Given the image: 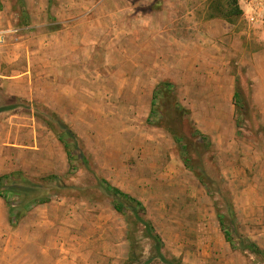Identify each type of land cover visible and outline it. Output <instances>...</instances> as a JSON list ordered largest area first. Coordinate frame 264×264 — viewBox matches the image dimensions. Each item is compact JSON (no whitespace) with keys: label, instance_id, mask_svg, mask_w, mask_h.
<instances>
[{"label":"rangeland","instance_id":"1","mask_svg":"<svg viewBox=\"0 0 264 264\" xmlns=\"http://www.w3.org/2000/svg\"><path fill=\"white\" fill-rule=\"evenodd\" d=\"M238 4L243 13L226 18L232 0H0V176L21 171L32 182L14 177L10 205L0 197V264H123L128 216L116 211L102 179L145 204L164 255L185 264H264L242 248L250 240L264 252V0ZM163 7L189 8L206 30L196 34L198 91L190 96L198 108L194 120L206 122H190L173 84L159 89L148 119L140 120L143 100L137 109L129 106L139 97L128 93L125 80L128 13ZM83 17L88 20L78 22ZM69 27L82 40L66 46L65 63L52 64L67 88L56 105L68 124L42 94L36 101L23 95L28 83L18 76L30 74L42 90L46 36ZM235 90L238 106L230 99L227 106V93ZM32 116L40 122H29ZM233 123L236 131L227 137L222 127ZM59 134L75 158L74 174ZM43 198L49 202L39 203ZM135 228L133 264H164L143 225Z\"/></svg>","mask_w":264,"mask_h":264},{"label":"crops","instance_id":"2","mask_svg":"<svg viewBox=\"0 0 264 264\" xmlns=\"http://www.w3.org/2000/svg\"><path fill=\"white\" fill-rule=\"evenodd\" d=\"M51 9L52 5L50 4L48 15H53ZM187 10L188 14L185 13ZM94 11H98V8ZM191 12L193 11L185 7H175L171 9L163 7L160 11L147 9L143 12V9L141 11L133 9V12L128 13V15H130L128 17V21H130V36L128 39L126 38L127 41L124 49L125 80L128 93L131 96L139 97L138 101L137 98L131 99L129 106L137 109V104L143 100L141 121L151 116L154 91L161 82H171L174 85L179 105L185 107L189 111L188 116L190 122L193 123L197 120H194V111L198 108L190 97L194 94L196 95L198 91V86L195 81L198 76L196 71L198 70L196 67L198 55L196 34L200 33L205 36L206 30L203 26L200 30L198 29L196 18L194 16H189ZM87 20L88 18L83 17L80 18L78 22H86ZM89 21L94 26L99 23L98 19ZM70 29L71 27L62 28L46 36V85L42 90L37 87L36 82L33 81L30 74L21 73L18 76L19 80H26L28 83V92L26 90L23 92V95L29 97L31 100H35L37 95L42 94L44 96L45 106L49 110L54 111L56 115L65 120L68 124L70 122L68 121L65 110L56 105L57 97L62 100L64 97L63 94L66 93L67 88L62 85V81H60L62 75L56 72L52 64L60 65V63H65L64 51L66 46L76 47L79 45V39L82 40L80 35L75 37L73 33H70ZM200 39H202V43L200 44L203 45L201 47L205 49L206 40L204 37ZM54 45L61 49V54H52ZM49 58L51 60H48ZM47 60L48 63L50 62L49 64H47ZM230 81L231 80L228 79L227 83L229 84ZM78 89L76 88L77 91ZM235 92L236 90L233 93L228 91L226 97L227 106L229 104V99L234 104ZM203 107H205V109H203L205 111H214L212 107ZM10 122L15 121L10 120ZM29 122H40V120L32 116ZM197 122H206V119L200 118ZM222 131L226 132L227 137H229V134L235 133L236 126L234 123L232 125H227L226 127H222ZM202 133H207L206 135L209 134V132L206 131ZM210 138L212 142H215L214 137ZM169 145L171 147V142ZM63 148L65 150L67 162H69L64 145ZM175 161H177L176 158ZM169 165L172 167L173 162H170ZM3 238L4 235L0 234V239L3 240Z\"/></svg>","mask_w":264,"mask_h":264},{"label":"trees","instance_id":"3","mask_svg":"<svg viewBox=\"0 0 264 264\" xmlns=\"http://www.w3.org/2000/svg\"><path fill=\"white\" fill-rule=\"evenodd\" d=\"M242 13H243V11L238 4V0H232L231 9L223 15L227 18V17H232V16H238V15H241ZM171 84H172L171 82H161L156 87V89L154 91V96H153L154 99H153L152 105H154V100L156 98V95H157V92L159 91V89L161 87H165V86L170 87ZM238 97H239L238 90H236V92L234 94V104L236 107L238 106ZM61 123L63 125H65V127L68 130V131H65V134L73 136L78 141V137L76 136V134L74 135L73 131L68 127V125L64 124V122H61ZM193 133L200 135L201 138H203L205 140L210 139L206 134L202 133L198 129H194ZM174 137H175V135H174ZM58 139L64 145L66 152H67V155H68L69 162H70L68 174H74L75 171L77 170L78 166H76L74 164L75 158L72 156V154L69 150V143L65 141V137L63 134H59ZM175 140L178 142L177 137H175ZM210 143H211L210 145L213 144L212 141H210ZM78 158L80 160H82V162H84L86 165H88V159L83 152H80V154L78 155ZM184 162L186 163L187 160H184ZM14 177L20 178L21 181H23L27 184L32 183L30 181V179L25 177L21 171H14L12 173L4 174V175L0 176V197L4 198L9 205H10L11 193H13L15 191L13 186L12 185L9 186V184H12V182H14V180H13ZM47 177L54 178V179H61V177L59 175H51V176H47ZM100 181H101L102 185L105 187V189L111 195L114 196V201H115L114 202V208L116 209V211H118L122 214H126L128 216V220H127V222H128V235H127V237H128V241L130 243V251H129L127 260L123 264H133L138 259L137 253H136V247L137 246H136V239H135V229H136L135 227H136L137 223H140L141 225H143L144 228H143L142 232H143L144 236L152 240V242L154 244V249L157 252V256L159 257V259L162 262H164V264H185L180 257H176V256L168 257V256L164 255L163 250L165 248V243H164L161 235L156 230L154 224L148 219L147 208H146L145 204L140 199L132 196L129 193L124 192L120 188L112 185L107 180L102 179ZM46 202H49V199L43 198L39 201V203H46ZM129 212L133 213V215L135 216L134 220L129 219V215H128ZM219 221L223 227L227 241L232 245L233 248H236L235 244L233 243V240L231 239L230 232L225 227L221 216H219ZM242 248L248 249L252 253H254L260 257H264L263 250L255 242L247 240L246 244H244V246ZM149 261L150 262H148V264L152 263L153 259L149 260Z\"/></svg>","mask_w":264,"mask_h":264}]
</instances>
